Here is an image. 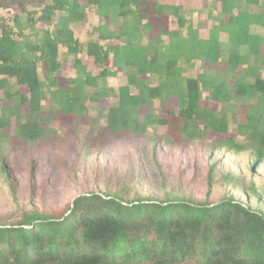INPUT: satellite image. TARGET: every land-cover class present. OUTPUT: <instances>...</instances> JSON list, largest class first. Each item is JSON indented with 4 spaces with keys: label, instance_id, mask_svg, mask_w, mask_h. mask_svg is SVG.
I'll use <instances>...</instances> for the list:
<instances>
[{
    "label": "trees",
    "instance_id": "1",
    "mask_svg": "<svg viewBox=\"0 0 264 264\" xmlns=\"http://www.w3.org/2000/svg\"><path fill=\"white\" fill-rule=\"evenodd\" d=\"M88 1L100 19L96 33L119 44L104 50L90 42L86 52L103 69V78L112 76L105 68L112 57L125 84L100 86L76 58L77 77L67 88L60 87V47L80 52L71 26L88 18L79 0H0V9L6 10L49 2L42 19L51 22L58 15L53 30L34 32L33 37L18 16L14 27L0 24V86L13 103L0 109V136L7 137L2 131L14 125L16 137L37 143L51 131L43 125L46 111L50 122L61 117L86 123L97 140L164 128L178 131L182 143H192L209 133L227 134L233 123L237 138L228 137L221 146L237 153L252 150L264 161V35L253 31L264 28V0H218L229 20L215 26L207 39L181 16L179 28L156 29L145 0ZM152 3L153 14L177 15L173 6ZM106 17L111 28L102 23ZM198 62L212 68L225 63L226 70L193 76ZM10 80L27 87L29 95L10 92ZM204 94L220 110L201 107ZM108 96L116 101L88 118L87 103ZM173 98L177 109L170 106ZM241 104H249L243 124L231 112ZM23 106L29 107L27 114ZM144 107L148 113L141 116ZM0 264H264V212L233 197L217 203L129 201L93 192L77 197L60 216L35 210L0 225Z\"/></svg>",
    "mask_w": 264,
    "mask_h": 264
},
{
    "label": "rangeland",
    "instance_id": "2",
    "mask_svg": "<svg viewBox=\"0 0 264 264\" xmlns=\"http://www.w3.org/2000/svg\"><path fill=\"white\" fill-rule=\"evenodd\" d=\"M79 1L86 6L88 16L85 22L71 26L80 52L73 54L66 47H60L59 85L67 88L69 80L77 77L74 62L78 58L87 71L99 79L100 86L117 89L125 84L126 77L115 67L113 58L109 57L105 64L112 76L103 78V69L88 55L86 47L90 42H96L105 50L119 42L99 37L96 33L100 24L97 11L88 0ZM145 1L150 2L151 21L156 29L159 26L171 30L179 28L178 16H181L187 25L200 28L201 37L207 39L215 26L229 20L218 0ZM152 1L173 6L178 10L177 15L153 14ZM48 3L38 7L26 5L25 8L15 4L10 9H0V24L14 27L13 21L18 16L22 25L28 28L26 33L30 37L34 32L44 34L46 30L54 29L52 24L58 18L55 15L51 22L42 19ZM102 23L109 28L113 25L107 17ZM253 31L264 35V28L254 27ZM221 37L225 42L226 36L222 34ZM262 54L264 56V48ZM40 67L42 73L44 65ZM205 70L225 71L226 64L212 68L198 62L192 75ZM16 91L29 95L27 87H19L10 80V92ZM115 101L114 97L108 96L96 104L87 103L88 118H95L98 111L107 110ZM12 104L0 86V109H10ZM170 106L177 109V99L173 98ZM201 107L220 110L219 105L211 104L206 94ZM28 111V106L22 107L23 114ZM155 112H159L158 104ZM231 112H235L237 123H246L249 104H241ZM147 113V107L141 109V116ZM43 116L46 118L43 125L51 131L33 145L14 135V125L2 131L7 137L0 136V225L14 223L22 214L35 210L60 216L77 197L93 192L117 195L129 201L181 198L217 203L233 197L264 212V161L259 162L252 150L237 153L221 146L226 138H237L233 123L227 134L209 133L205 140L192 143H182L178 131L164 128L143 136L125 134L119 139L97 140L86 123L61 117L50 122L48 111Z\"/></svg>",
    "mask_w": 264,
    "mask_h": 264
}]
</instances>
